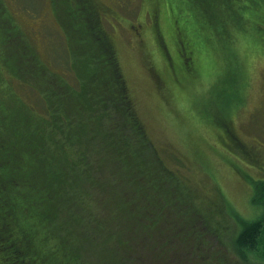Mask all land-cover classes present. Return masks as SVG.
Returning a JSON list of instances; mask_svg holds the SVG:
<instances>
[{"label":"trees","instance_id":"obj_1","mask_svg":"<svg viewBox=\"0 0 264 264\" xmlns=\"http://www.w3.org/2000/svg\"><path fill=\"white\" fill-rule=\"evenodd\" d=\"M52 1L57 18H68L88 43L104 45L102 51L94 49L98 61L81 72L74 56L68 59L67 72H54L37 59L31 64L25 54V59L16 54L11 66L6 64L38 98L29 104L6 88L0 91V225L9 231L0 243V264H228L223 254L212 252L207 233L194 231L191 219L183 226L168 216L176 206L182 211L179 205L188 196L180 197V189L174 193L163 181L164 163L156 158L134 106L98 1ZM148 2L155 29L156 19L161 20L157 32L171 73L181 83L213 87L209 67L202 69L197 61L198 46L207 47L219 61L224 45L251 41L254 55L264 57V0ZM164 20L170 25L171 48L161 33ZM6 30L0 24L1 44L7 45L0 52L7 55L16 48L9 46ZM34 64L39 68L31 69ZM3 80L2 87L7 84ZM235 105V100L222 105V116L233 114ZM86 134L88 139L82 137ZM153 154L154 160L149 158ZM183 179L180 186L189 191ZM261 181L257 198L264 193ZM109 187L121 197L103 195ZM188 198L194 211L192 195ZM261 204L258 218L247 221L234 238L243 264H257L250 255L264 264ZM173 227L181 229L180 237L170 236L176 234ZM97 240L99 256L91 251Z\"/></svg>","mask_w":264,"mask_h":264},{"label":"rangeland","instance_id":"obj_2","mask_svg":"<svg viewBox=\"0 0 264 264\" xmlns=\"http://www.w3.org/2000/svg\"><path fill=\"white\" fill-rule=\"evenodd\" d=\"M97 1L155 156L157 159L160 156L167 167H162L163 181L172 186L174 193L180 189V197L192 195V205L197 207L194 211L190 209L191 199L187 197L179 205L182 211L176 206L168 216L183 226L191 219L194 231L199 235L207 233L211 237L207 243L212 252L217 256L223 254L228 264L246 263L234 250V238L247 221L258 218L264 201V193L257 198L256 191L259 181H264V57L254 55L251 41L224 45L219 61L212 59L213 54L207 47L198 46L197 61L202 69L209 67L214 84L209 88L192 87L186 80L181 83L174 79L157 32L161 20L156 19L155 29L148 0ZM53 4L52 0H0V24L9 30H6L11 37L9 46L16 48L7 55L0 52V81L6 77L3 81L7 83L0 85V91L6 88L11 95V92L16 94L15 98L21 97L29 104L35 103L38 97L22 83L17 72L6 66H11L16 54L20 58L25 54L28 62L37 59L44 66L48 64L54 72H67L68 59L74 56L78 58L76 65L81 72L91 68L87 66L89 63L92 66L98 61L94 49L102 51L104 45L101 41L98 45L94 41L88 43L89 38L73 29L68 18H57ZM168 27L169 22L165 21L161 33L171 48ZM70 28L75 30L73 34ZM2 47L7 45L0 40ZM36 68H39L36 64L31 65V69ZM52 79L58 81V77ZM231 100H235L238 109L222 116L221 106ZM208 117L213 120L212 124L208 123ZM89 135L82 137L88 139ZM91 149L94 150V145ZM155 156L149 158L154 160ZM181 177L188 181L189 191L180 186ZM110 189L103 190L102 194L108 192L121 197L117 189ZM99 211L104 214L102 207ZM6 227L0 225V243L9 234ZM176 229H171L176 234L170 236H181V229ZM125 231L130 234L127 228ZM97 244L98 240L91 245V251L99 256L101 250L95 249ZM249 259L256 260L253 262L257 264L262 261L253 255Z\"/></svg>","mask_w":264,"mask_h":264}]
</instances>
